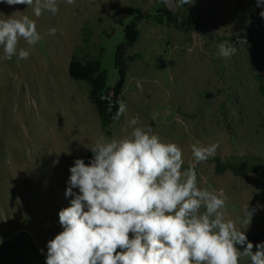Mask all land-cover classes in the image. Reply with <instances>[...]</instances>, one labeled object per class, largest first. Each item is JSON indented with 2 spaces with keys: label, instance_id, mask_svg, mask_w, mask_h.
Segmentation results:
<instances>
[{
  "label": "rangeland",
  "instance_id": "rangeland-1",
  "mask_svg": "<svg viewBox=\"0 0 264 264\" xmlns=\"http://www.w3.org/2000/svg\"><path fill=\"white\" fill-rule=\"evenodd\" d=\"M175 3L57 0L59 12L39 18L27 5L0 3V18L28 15L42 37L35 46L20 41L27 59H0V264H46L47 242L63 230L58 213L74 198L65 195L70 167L76 159L90 163L89 147L101 136H127L137 114L181 147L182 170L195 163L191 145H219L196 165L198 185L223 192L227 217L254 252L264 242V8L257 0ZM221 41L235 54L219 57ZM96 61L105 96L127 105L106 130L92 87L71 75L73 63ZM241 166L254 170L233 172ZM247 204L251 222L241 226Z\"/></svg>",
  "mask_w": 264,
  "mask_h": 264
},
{
  "label": "clouds",
  "instance_id": "clouds-1",
  "mask_svg": "<svg viewBox=\"0 0 264 264\" xmlns=\"http://www.w3.org/2000/svg\"><path fill=\"white\" fill-rule=\"evenodd\" d=\"M0 3L27 5L37 18L45 10L53 16L59 12L57 0ZM65 3L74 6L76 0ZM190 3L193 0H176L175 6ZM257 6L264 8V0H257ZM17 13L0 18V59H27L30 52L18 49L20 41L35 46L42 39L35 20ZM259 15L264 18V10ZM56 31L52 28L49 34ZM217 49L222 58L236 51L227 41ZM137 88L143 90L140 81ZM126 114L121 100L114 119ZM128 125L131 131L122 139H97L89 147L90 163L76 159L70 167L65 195L74 198L58 213L63 230L47 242L46 264H240L241 257L264 264V242L253 251L245 232L227 217L223 192L198 185L196 165L214 156L219 145H191L195 163L182 170L179 145L163 141L141 123L139 114ZM244 213L241 226H248L253 214L248 204Z\"/></svg>",
  "mask_w": 264,
  "mask_h": 264
},
{
  "label": "trees",
  "instance_id": "trees-1",
  "mask_svg": "<svg viewBox=\"0 0 264 264\" xmlns=\"http://www.w3.org/2000/svg\"><path fill=\"white\" fill-rule=\"evenodd\" d=\"M187 28L186 24L182 25ZM102 64L98 61L88 62L85 65L73 63L71 67V75L75 79L85 80L91 87L90 101L96 107L103 130L112 126L115 114L118 110L116 101L105 99V84L101 77ZM121 83L125 80L124 71H120ZM244 172L235 170L233 172L242 175L243 173H252L254 169H246L240 167Z\"/></svg>",
  "mask_w": 264,
  "mask_h": 264
}]
</instances>
